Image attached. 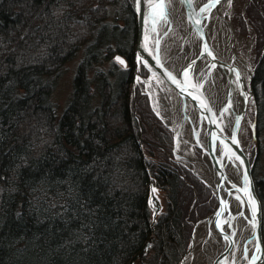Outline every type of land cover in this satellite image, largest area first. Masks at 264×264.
<instances>
[{"label": "trees", "instance_id": "16d2710c", "mask_svg": "<svg viewBox=\"0 0 264 264\" xmlns=\"http://www.w3.org/2000/svg\"><path fill=\"white\" fill-rule=\"evenodd\" d=\"M135 1L0 0V264H177L187 250L188 181L198 199L208 189L166 160L171 134L147 97L133 95ZM253 2L262 11L251 19L258 132L264 0ZM78 58L60 114L53 94ZM152 184L165 196L156 219ZM258 189L264 205L263 182Z\"/></svg>", "mask_w": 264, "mask_h": 264}, {"label": "bare ground", "instance_id": "6f19581e", "mask_svg": "<svg viewBox=\"0 0 264 264\" xmlns=\"http://www.w3.org/2000/svg\"><path fill=\"white\" fill-rule=\"evenodd\" d=\"M192 1L203 20L202 37L186 15L182 0H144L146 23L142 53L148 63L154 64L155 46L161 43L162 59L168 70L182 87L192 90L194 85L203 86L218 124L223 130L226 127L229 133L244 110L248 113L253 102L250 60L236 47L238 39L230 18L232 0ZM148 3H161L163 9L153 11L147 7ZM150 68L154 71L148 80L150 93L161 106L159 112L176 132V156L217 194L222 188L221 195L225 196V188L241 184L239 160L232 151H224L215 142L214 153L220 167L215 166L208 153L210 127L195 107L184 105L186 109L183 112V100L168 87L153 66ZM195 146L202 147L203 157L197 156ZM219 173L225 176L221 187ZM237 197L235 193L230 197V211L226 209L222 216L228 231L237 237L235 247L228 254V264H252L256 254L247 224L249 212ZM190 244V251L181 264H217V258L224 249L220 234L214 228L209 233L207 225L201 224L196 226Z\"/></svg>", "mask_w": 264, "mask_h": 264}, {"label": "water", "instance_id": "95a60500", "mask_svg": "<svg viewBox=\"0 0 264 264\" xmlns=\"http://www.w3.org/2000/svg\"><path fill=\"white\" fill-rule=\"evenodd\" d=\"M182 3L184 4L186 15L188 16V18H190L194 28L197 30V34L202 37L204 33L203 20L199 17L198 12L195 9V5L193 1L192 0H182ZM144 8H145L144 0L135 1V9H136V15H137V20H138V40H137V47H136L137 62H140V61L143 62V64L151 72V76L154 71L150 68V66H153V68L156 69L157 74L161 75L162 79L168 85V87L172 89L173 91H175L179 95L181 100H183L182 101L183 112H185V109H186L185 106L186 107L191 106L193 108L195 107V109L198 110L199 115L203 117V120H205L206 124L210 127L208 153L210 157L212 158L215 166L218 168L220 167V164H219L220 161L218 159V156L214 153L213 144H215L216 142L218 143L219 146L222 147L224 151L226 150L232 151L236 155L237 159L239 160L241 169H242L241 184H239V186L237 187L232 186V188H229V189L225 188L227 192L225 196L224 194L221 195L222 188H220V191L218 192L219 194H217L213 190L215 196L217 197L218 204L215 207L214 211L210 215L206 216L204 219L200 220L197 225L199 224L204 225V226L207 225V228L209 229V233L214 228L220 234L222 242L224 243V249L219 254L216 263L217 264H228V254H230L229 253L230 250L235 247L237 237L234 236L233 232L230 233V231H228L227 229L228 225L226 221L224 220L222 221V216L226 209L230 211L229 200H230V197H232V195L235 193L236 196H238L239 199L243 202V204L245 205V207L247 208L249 212V221L247 224L249 225V228H250L249 232L251 235V240L254 244V251L256 254L255 256L256 258L252 264H264L263 204H262L260 195L258 193L255 180H254L253 169H252V165L250 162V158L248 154L246 153L244 147L242 146V143L240 140V129H241V125L243 123L244 118L247 116V111L244 110L239 122L236 125H234L232 129L230 130V132L228 133V130H226V127H224V130H223V128H221L220 125L218 124V121L215 116V112L210 106L208 96L206 95L203 86L194 85L192 90L186 87H182L176 80L173 73L170 70H168V68L165 66L166 64L164 63L162 59L161 43H158L155 46V51L153 54L154 59H155L154 64L148 63V61H146L142 53L144 26L146 23L145 18H144ZM155 24L156 23H154V25ZM147 48L151 49L150 46H148ZM114 60L120 63L122 67L124 68L128 66L126 59L121 55H116L114 57ZM120 61H123V63H121ZM252 78H253V75H252ZM252 78H251V81H252ZM253 101H254V94H253ZM197 147L202 149V147L200 146H197ZM219 174L221 176L220 177L221 179L220 187H221L223 186L225 176L222 173H219ZM245 176L247 177V184L245 183ZM250 199L254 200L255 202V215H253V205L249 203ZM150 206L153 211L154 219H156V217L159 216L164 210L161 193L159 189L155 187L153 184L151 185ZM196 226L193 230L191 242L193 240ZM190 245H189L187 253H189L190 251ZM150 247H151V244L149 243L144 249V251L141 253L140 257H142L143 255H146ZM182 261L180 262V264L182 263Z\"/></svg>", "mask_w": 264, "mask_h": 264}, {"label": "rangeland", "instance_id": "374dc122", "mask_svg": "<svg viewBox=\"0 0 264 264\" xmlns=\"http://www.w3.org/2000/svg\"><path fill=\"white\" fill-rule=\"evenodd\" d=\"M230 10H231L230 18H231L232 26L238 39L236 43V47L243 56L249 58L251 68L253 71V78H254L255 65L257 63V58H258V48H257L258 29L254 27L253 23L251 22V19L254 13H255V17H253V19L256 18L257 12H260V14H262V11L261 9L257 10V6L255 5V2H253V0H232V6ZM263 27L264 25L263 23H261L259 30L261 31ZM78 62H79V58L67 64L66 71L59 79L57 83V87L53 94V101L56 103L60 114L63 112V110L65 109L66 105L70 100L71 92H72V80ZM116 63L119 66H122L118 62ZM134 74H135L134 75L135 79L132 84V92L134 97H136L138 93L146 96L149 101V106L151 108V111L156 116L160 124L163 126L164 128L163 130H166V133L169 132L171 134L172 137L171 149L170 150L162 149V152H164L165 154L166 160L169 163L178 165L179 167L189 171L195 178L200 180L208 189L206 190V192L204 191L202 198L201 196H199V198L201 199H198V195H199L198 188L193 183L188 181L189 185L192 186L194 192V201L190 205V208L188 210L189 212L187 215L189 218L188 224L191 225L192 230H191L190 240L188 242L187 250L185 251L181 259L177 263L180 264L183 257L188 251L195 226L198 224L200 220L204 219L206 216L210 215L214 211L215 207L218 204V200L214 194L213 189L204 180H202V178L199 177L192 169H190L183 162H181L178 156H176L175 154L176 141H177L176 132L166 122L165 118L159 112L161 106L158 104L159 102L154 100V98L150 93L151 89L149 87L148 80H150L151 78V72L143 64V62L141 61L137 62V59L135 60ZM253 78L251 81L252 92H253V86H252ZM256 118H257V104L254 97V101L251 103L247 116L244 118L243 123L241 125L240 140L242 146L244 147L246 153L250 158V162L253 169L254 180L258 189V184H260L261 182H263L264 184V123H262V127L259 128V131L257 132ZM194 151L199 157H203L205 154L204 150H202L197 146L194 147ZM155 153L156 155L159 154L158 151H155ZM262 192H264V190ZM161 196L164 205L165 196L163 193L161 194ZM263 212H264V205H263Z\"/></svg>", "mask_w": 264, "mask_h": 264}, {"label": "snow or ice", "instance_id": "6c2138e0", "mask_svg": "<svg viewBox=\"0 0 264 264\" xmlns=\"http://www.w3.org/2000/svg\"><path fill=\"white\" fill-rule=\"evenodd\" d=\"M147 7L154 11L156 8L163 9V4H161V3H148ZM161 17H163V12L162 11H161ZM120 62L123 63V61H120ZM245 183L247 184V177L246 176H245ZM237 199H239V197H237ZM249 203L253 205V215H255V202H254V200L250 199Z\"/></svg>", "mask_w": 264, "mask_h": 264}]
</instances>
